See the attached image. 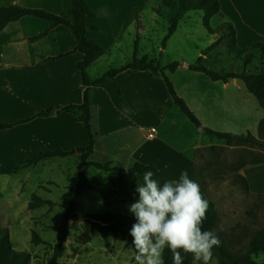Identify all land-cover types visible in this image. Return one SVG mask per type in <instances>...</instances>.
Masks as SVG:
<instances>
[{"label":"crops","instance_id":"1","mask_svg":"<svg viewBox=\"0 0 264 264\" xmlns=\"http://www.w3.org/2000/svg\"><path fill=\"white\" fill-rule=\"evenodd\" d=\"M87 1L94 12L86 19L87 37L106 52L86 72L94 81L108 71L118 70L89 87L95 140L89 156L87 151H79L91 142L82 108L86 87L80 63L86 55L77 49L72 29L33 15L23 16L0 29V180L12 178L23 169L29 176L41 165L43 169L59 166L63 174L62 182L50 179L35 186L38 192H32L24 204L27 212L45 209L49 204L67 208L77 192L79 173L85 170L88 186L80 195L77 213L130 215L129 206L138 200L137 181L143 179L142 173L131 170L136 163L154 165L157 170L153 178L162 185L178 179L183 171L197 181L195 168L205 165L201 161L207 159L204 154L207 151L214 152V160L226 157V152L234 160L240 159L242 153L247 156L256 150L250 144L230 145L207 131L251 133L260 138L264 106L245 81L214 80L201 69H181L180 62L195 63L202 58V66L222 70L211 64L217 47L208 53L204 51L222 35L210 28L216 29L225 22L235 29L237 48L264 43V0H219L221 9L216 14L201 9L188 11L165 47L162 44L166 35L159 37L154 46L149 42L162 17L171 10L172 19L176 15L177 1L172 7L165 6L163 0ZM12 6L41 9L73 20L71 0H0V8ZM194 17L206 27L210 38L206 34L205 45L196 47L192 57L177 55L164 59L163 53L171 47L182 22ZM215 18L218 20L214 24ZM36 36L40 37L32 39ZM186 36L196 38L197 34L189 29ZM145 55L161 60L162 66L179 62L177 69L165 72L178 95L202 123L201 127L176 104L159 71L129 68ZM230 71L233 70L227 72ZM56 150L75 153L45 158L16 170L40 154ZM85 162L110 163L122 170L86 167ZM21 182L15 195L17 200L28 187L27 177ZM47 184L63 192L46 196L42 191L53 190L52 186L45 189ZM34 194L48 203L30 208ZM95 201L96 206L90 205ZM15 206L10 203V208Z\"/></svg>","mask_w":264,"mask_h":264},{"label":"rangeland","instance_id":"2","mask_svg":"<svg viewBox=\"0 0 264 264\" xmlns=\"http://www.w3.org/2000/svg\"><path fill=\"white\" fill-rule=\"evenodd\" d=\"M168 13V16L162 17L157 28H154L150 45L158 44L159 37L163 38L167 35L172 21V10ZM195 19L194 17L192 20L186 19L182 22L178 34L173 38L171 47L163 53L164 59L177 55L192 57L196 47L205 45L206 36L208 35L207 37L210 38V35L207 33L206 27L198 24ZM217 20L215 18L214 24ZM189 29L197 34L196 38L186 36ZM224 32L227 36L217 46V50L211 58V64L226 71L240 72L246 69L248 72H260L262 69L260 51H255V57L247 65L245 61L248 53L243 55L234 52L229 30ZM259 139L264 140V134H260ZM204 154L207 155V159L201 163L205 162V165L197 166L195 172L196 180L206 195V199L217 204L219 220L213 231L219 236L221 246L234 254H244L248 250L254 233L264 227V148L256 146L255 151L251 150L247 156H243L242 153V159L234 160L230 152H226L224 154L226 157L220 160H214L215 154L211 150ZM212 163L214 165H209ZM47 167L43 169L44 167L41 165L29 176L23 169L12 175V178L6 177V179L0 180L1 226L9 229L13 249L18 253L29 254L31 264H52L55 244L66 212V208H55L52 204L34 212H27L24 209V204L29 201L32 192H38L35 188L36 185L50 179H55L58 182L63 181V174L59 166L50 165ZM237 174H242L248 179L250 186L248 191L244 190L240 181L236 179ZM26 177L28 180L27 190H24L21 198L17 200L16 192L22 186V179ZM6 180L8 181L6 182ZM200 181L203 186L200 185ZM44 186L47 190L51 186L53 189L51 192L42 191L46 196H50L49 193L60 194L63 192L52 184ZM38 198L34 194L32 201L38 202ZM10 203L16 205L14 209L10 208ZM96 203L97 201L90 205L96 206ZM89 210H92V207ZM78 215V220L70 222V236L65 244L64 254L59 259V264H135V249L128 243V239L121 236L115 238L112 233L104 237L92 229L91 223L87 219H80L81 216L88 217L87 214ZM35 234L40 237L42 242L34 240ZM251 258L258 263H263L264 251L253 254ZM193 264H202V261H195L193 258ZM209 264L229 263L222 260L221 253L216 248L213 249V256Z\"/></svg>","mask_w":264,"mask_h":264},{"label":"trees","instance_id":"3","mask_svg":"<svg viewBox=\"0 0 264 264\" xmlns=\"http://www.w3.org/2000/svg\"><path fill=\"white\" fill-rule=\"evenodd\" d=\"M178 2V12L173 17L171 21V25L169 26L168 33L163 40V46H166L167 41L171 38V36L175 33L178 28L180 20L184 17V15L191 10H206L212 12L214 14L219 13L221 9V4L219 0H163V4L167 7H172L175 2ZM72 3V15L73 20L70 21L65 17L58 16L51 12L41 10V9H27L18 6L12 7H2L0 8V29L4 28L8 23L12 21H16L23 16L26 15H33L36 17H40L46 19L48 21H52L54 24H64L69 26L75 38L78 41L77 49L86 55V59L80 63V69L82 70L83 81L86 87L85 95H84V104L82 108L85 111L86 119L88 123V129L90 132V146L81 149L79 151H87V156H89L93 152L94 147V134L91 130V106H90V98H89V87L91 85L100 83L101 81L105 80L106 78L115 75L118 70H111L106 72L102 77L92 81L86 69L92 63H94L98 58L105 54L106 50L101 47L96 42L89 40L87 37V26H86V19L88 16L93 15L94 12L90 8L87 0H71ZM208 28L209 24L206 22ZM225 30H229L231 39L233 41V48L234 52L238 54H247L248 57L245 63L248 65L251 63V60L255 57V51L259 50L261 54V62H262V69L260 72H227L225 70L216 71L205 66H202L201 70L204 71L209 77L214 80H226L229 78H239L245 81L248 88L258 97L261 104L264 106V43H255L251 46L240 49L236 47V34L235 29L231 23L225 22L218 26L216 29L210 28L212 32L221 33V37L211 46H209L204 53H208L215 49L222 40H224L227 34L224 32ZM43 35V34H42ZM41 36V35H40ZM40 36H36L32 39H37ZM137 48V45H136ZM198 62L202 63V58L198 60ZM179 66V62L175 61L170 63L166 66H162L161 60H157L151 58L149 55H145L142 58H137L134 63H132L129 68L140 69V70H153L159 71L165 78L169 90L176 102L179 105L184 113L192 120V122L201 127L202 123L200 120L195 116L186 102L178 95L176 92L174 85L168 78L166 74V69H177ZM208 132L218 136L221 139L226 140L230 145L237 144H250L252 146H259L264 148V140H261L254 136L253 134H233V133H224V132H217L211 129H207ZM261 134H264L263 130V123L261 124ZM75 153L66 152L62 150H56L51 152H44L39 156L33 158L26 162L23 166H18L16 170L21 168L30 166L32 164L40 162L42 159L55 157V156H68L70 154ZM244 165V164H243ZM86 167L94 166L97 169L111 171V170H122L119 167H114L110 163H99V162H85ZM132 171L137 173L144 174L146 171H153L156 172L157 168L154 165H144L141 163H136L132 168ZM237 180L240 181L244 190L248 191L250 186L248 179L243 176L242 174H237ZM201 185V181H200ZM88 186V178L86 176L85 170H82L79 173V185L77 188V192L75 196L70 201L69 206L66 208L64 220L60 227V233L55 244V251L53 256L52 264H59V259L64 254V247L68 241L70 236V222L76 221L79 219L78 211V201L80 195L84 188ZM203 186V185H201ZM48 203L46 200H42L40 197L38 198V202H31L30 208L36 209L43 204ZM90 220L88 222L91 223L92 229L94 231H98L104 237H107L110 233H112L115 238L121 236L124 239H128V243L131 244L132 237L129 235V231L132 225L136 222L135 217L133 214H114L111 212H106L102 214H90L88 215ZM218 210L217 204L214 201L209 200V208L206 212V219L203 222L202 230H214L218 224ZM34 240L37 242H42L40 237L35 234ZM219 249L221 253V258L223 261H227L229 264H264L258 263L254 261L251 256L256 253H260L264 251V227L257 230L252 239L250 240L249 247L247 252L244 254H234L226 249L224 246L219 245L218 247H214V249ZM186 258L183 261V264H193L192 254H184ZM163 259L165 264H173L172 261V253L167 248L164 251ZM0 264H31L30 262V255L25 253H18L13 249L10 231L7 228H3L1 226L0 221Z\"/></svg>","mask_w":264,"mask_h":264},{"label":"clouds","instance_id":"4","mask_svg":"<svg viewBox=\"0 0 264 264\" xmlns=\"http://www.w3.org/2000/svg\"><path fill=\"white\" fill-rule=\"evenodd\" d=\"M153 171L137 181L138 200L129 206L135 217L129 235L135 249V264H165V249L171 251L173 264H183L184 254L209 264L214 247L221 244L212 230H202L209 201L197 181L183 171L178 179L162 185Z\"/></svg>","mask_w":264,"mask_h":264},{"label":"water","instance_id":"5","mask_svg":"<svg viewBox=\"0 0 264 264\" xmlns=\"http://www.w3.org/2000/svg\"><path fill=\"white\" fill-rule=\"evenodd\" d=\"M180 68L183 70H196V69H201L202 65L199 62H188L186 60H183L180 62ZM204 130H206L205 127H203ZM80 219H87L90 220V217H85V216H81Z\"/></svg>","mask_w":264,"mask_h":264},{"label":"built area","instance_id":"6","mask_svg":"<svg viewBox=\"0 0 264 264\" xmlns=\"http://www.w3.org/2000/svg\"><path fill=\"white\" fill-rule=\"evenodd\" d=\"M153 134V133H152ZM152 134H150V136H152Z\"/></svg>","mask_w":264,"mask_h":264}]
</instances>
